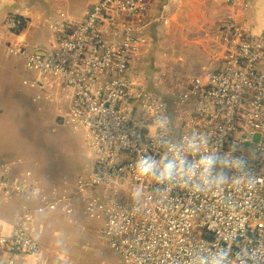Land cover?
I'll return each mask as SVG.
<instances>
[{
	"label": "built area",
	"instance_id": "2783aa9c",
	"mask_svg": "<svg viewBox=\"0 0 264 264\" xmlns=\"http://www.w3.org/2000/svg\"><path fill=\"white\" fill-rule=\"evenodd\" d=\"M162 23L151 0H96L82 22L56 24L44 56L11 48L34 107L84 132L83 169L47 208L80 207L124 264H264V34L233 20L196 73L151 58ZM40 194L30 174L0 176V206ZM29 220L0 237L13 258L41 253Z\"/></svg>",
	"mask_w": 264,
	"mask_h": 264
},
{
	"label": "crops",
	"instance_id": "0c3cea01",
	"mask_svg": "<svg viewBox=\"0 0 264 264\" xmlns=\"http://www.w3.org/2000/svg\"><path fill=\"white\" fill-rule=\"evenodd\" d=\"M151 1L155 13L157 15L163 14L168 18L167 24L162 23L157 26L151 43V58L160 61L161 66L168 64L167 62H171L172 59L164 52L153 50L154 41L157 40V31L161 30L160 33L162 35L164 28L168 29L176 25V19L177 21L178 19H185L187 22H190L185 25V29L192 31V34L201 35L203 33L208 38L207 42L215 41L212 47L213 54L209 59L208 66L214 63L217 55L222 51V37L225 28L233 20L245 19L255 36L264 34V0ZM91 2L92 0H90L89 4L88 1V4L85 6L84 16L91 7ZM57 5L58 3L52 5V0H0V50L5 55L3 60L0 59V104L9 99H14L18 103L28 93L29 108L32 110L35 108L32 103L33 92L25 85L24 75L21 74L25 61L24 59L10 55V50L14 46L26 48L29 52L35 51V53L45 50V47L40 46V44H29L30 33L40 25L42 20L47 18L52 19L51 16L55 11L54 7ZM8 19H11V21L19 19L18 21L20 22V19L24 20L27 23L24 33L16 35L15 31L17 30H13L11 27L10 31L12 33L10 35L3 33V27L8 23ZM58 23L59 21L55 19L52 26L53 31ZM218 28L219 36H210ZM159 37L161 38L160 34ZM49 42L50 45L52 42ZM177 63L174 62V64L168 65H176ZM182 64L187 69L192 67L188 62H183ZM260 70L264 72V65L260 67ZM196 73L199 72L197 71ZM37 112L44 119V114L38 110ZM1 113H3V110L0 111ZM27 143L21 139L8 141L6 138H2L0 134V176L5 171H8L11 180L21 181L26 179L27 175L30 174L31 180L41 190V194L36 197L13 199L1 204L0 237L11 236L13 228L18 225L24 215L29 214L30 220L26 223L25 228L30 236L40 243L41 253L36 256L13 258L0 248V264H71L72 258L78 256L77 251L80 250L79 246L83 243L82 240L89 234L88 227L80 214L78 220L74 216H71V219L69 218L71 223L74 224L72 226L68 221L70 215L66 214L62 209L54 211L48 209V204L44 200V197H52V194L56 192L55 188H58L60 193H65L67 190L61 186L62 182H72L73 180H59L56 174L52 173L55 168L48 162L41 160L28 162L24 147L34 146V144L31 143V140ZM75 174L73 175V179ZM75 234L79 236L76 237ZM105 242L106 247L102 253H112L106 240Z\"/></svg>",
	"mask_w": 264,
	"mask_h": 264
},
{
	"label": "rangeland",
	"instance_id": "374dc122",
	"mask_svg": "<svg viewBox=\"0 0 264 264\" xmlns=\"http://www.w3.org/2000/svg\"><path fill=\"white\" fill-rule=\"evenodd\" d=\"M88 1L90 4V0ZM88 1L52 0V5L58 3L54 7L55 11L51 16L52 19L47 18L42 20L40 25L31 31L29 44H40V46L48 49L52 43H56L55 31L52 29L54 20H58L60 24L82 22L85 18V6L88 4ZM95 1L92 0L93 3ZM92 2L91 4H93ZM7 21L8 23L3 27V33L10 35L12 33L10 31L11 19ZM175 22L176 25H170L172 27L168 29L164 28L162 35L160 33L161 30L157 31V40L154 41L153 50L164 52L170 56L172 60L171 62H167L168 64L180 62L181 67H185L182 63L188 62L192 65L190 70L201 72L209 64L215 41L207 42L208 38L205 34H192V31L185 29V25L190 23L185 19H178V21L176 19ZM210 36H219V28ZM49 41L52 42L50 45ZM4 56V52L0 50V59L3 60ZM158 62L161 63L160 61ZM156 66L159 67L157 62H155ZM27 96L28 93L18 103L14 99H9L0 104V111L3 110V113L0 114V134L2 138H6L8 141L21 139L26 144L31 140L34 146L24 147L28 162H34L35 160L48 162L55 168L52 173L56 174L59 180H73V175L83 169L86 161L87 151L83 143L84 132L54 126V120L47 119L46 117L43 119L42 115L35 108L33 110L29 108V97ZM60 124L63 125V122ZM45 125L52 126L58 130L56 133H51L50 130L45 128ZM70 205L68 207L72 209ZM73 209L75 219L78 220L79 214L84 219L89 234L82 240L83 243L79 246L80 250L77 251L78 256L72 258L71 264H124L118 258H115L112 253H102L106 247V242L97 233L98 225L84 216L80 207L75 205ZM76 209L77 211H75ZM69 218L71 219V216L68 217V221L72 224ZM75 236L79 235L75 234ZM0 248L4 250L3 247Z\"/></svg>",
	"mask_w": 264,
	"mask_h": 264
},
{
	"label": "trees",
	"instance_id": "16d2710c",
	"mask_svg": "<svg viewBox=\"0 0 264 264\" xmlns=\"http://www.w3.org/2000/svg\"><path fill=\"white\" fill-rule=\"evenodd\" d=\"M19 20V19H18ZM21 22H22V26L20 27L19 30L15 31V34L16 35H22L24 33V31L26 30V27H27V23H25L24 20L20 19Z\"/></svg>",
	"mask_w": 264,
	"mask_h": 264
},
{
	"label": "water",
	"instance_id": "95a60500",
	"mask_svg": "<svg viewBox=\"0 0 264 264\" xmlns=\"http://www.w3.org/2000/svg\"><path fill=\"white\" fill-rule=\"evenodd\" d=\"M36 55H38V56H44V52L37 51L36 52ZM254 141H255V143H257L259 141V137H256ZM247 147H250V144H247Z\"/></svg>",
	"mask_w": 264,
	"mask_h": 264
}]
</instances>
